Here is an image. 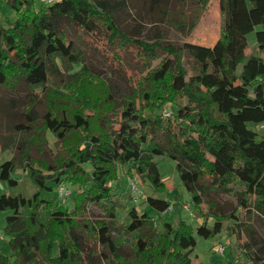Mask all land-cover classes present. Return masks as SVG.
<instances>
[{
    "label": "trees",
    "instance_id": "1",
    "mask_svg": "<svg viewBox=\"0 0 264 264\" xmlns=\"http://www.w3.org/2000/svg\"><path fill=\"white\" fill-rule=\"evenodd\" d=\"M189 1L199 5L193 30L210 0ZM9 3L17 17L8 26L0 23V84L15 87L23 81L43 88L46 111L40 123L30 119L18 126L23 137L16 153L0 165V178L11 185L18 184L12 176L17 167L28 170L37 185L30 197L0 196V211L11 210L4 227L11 252L0 248V264H194L195 232L214 237L224 222L241 255L220 264H241L242 257L264 264V236L256 225L257 217L264 219V137L249 126L264 123V0H220L221 33L212 46L134 37L120 25L109 0ZM67 27L79 30L114 66L128 48L147 72L129 92L117 90L85 63L64 78L59 60L66 66L85 61ZM253 31L255 49L248 53ZM53 78H60L62 87H54ZM169 103L175 109L165 115ZM28 126L33 133H27ZM48 132L63 147L52 162L32 154L34 145L47 143ZM155 156L176 161L193 214L204 217L197 228L180 218L163 222L159 230L148 211L140 214L135 207L128 223L118 221L121 203L113 182L121 166L149 179L157 191L167 187ZM63 183L78 187L72 208L45 196ZM217 190L236 197L232 211L211 199ZM146 201L156 210L169 205L152 196ZM90 204L104 214L91 216ZM43 210L48 211L44 219ZM210 218L216 219L213 226Z\"/></svg>",
    "mask_w": 264,
    "mask_h": 264
},
{
    "label": "rangeland",
    "instance_id": "2",
    "mask_svg": "<svg viewBox=\"0 0 264 264\" xmlns=\"http://www.w3.org/2000/svg\"><path fill=\"white\" fill-rule=\"evenodd\" d=\"M110 6L116 13L120 25L130 35L140 38L149 43L161 41L163 43H172L182 45L184 42H193L202 45L212 46L219 38L221 33L222 18L220 12V0H210L206 10L201 15L198 25L191 30L192 14L199 11V5L189 0H109ZM38 4L35 5L37 8ZM0 23L5 26L10 25L17 17L16 11L12 9L9 0H0ZM182 24V25H181ZM261 26L258 27L260 29ZM67 34L70 40L85 51V61L77 65H64L59 60L60 68L64 78L68 73H73L87 65L94 73L102 76L117 90L129 92L136 84L141 75L147 72V66L143 60H137V55L125 49L122 63L120 65H112L95 46L88 41V38L79 30L73 27H67ZM250 46L247 49L251 53L256 44V32L253 31L248 35ZM163 54L160 53V56ZM160 58V57H159ZM160 59L153 60V65ZM187 67L190 74L194 69L191 66L187 56L185 57ZM60 78L52 80L54 87H62ZM45 92V91H44ZM43 88L33 89L27 83L20 82L15 87H7L0 84V165L11 159L17 150V145L23 137V132L18 126L28 124L32 119L36 123H40L46 111L45 93ZM175 107L167 104L164 111H173ZM118 117V114H114ZM250 128L259 133V138L264 137V123H249ZM27 133H33V129L28 126ZM8 146V149L5 148ZM62 144L52 132L47 133V143L40 146L32 147L34 157L43 156L50 162L54 157L62 152ZM159 172L167 187L162 191H157L149 179L144 178L137 172L130 174L128 166L120 167L119 178L113 182L116 200L119 205L117 218L119 222L128 223L130 221L129 211L135 207L140 214L148 211L156 220L159 230L165 221L178 223L180 218L186 219L195 228L200 226L204 221V217H197L193 214V201L190 193L182 183L177 163L168 156H155ZM12 176L18 180V184L13 186L7 180L0 178V196L8 194L16 196L23 194L30 197L37 190V185L30 176L28 170L23 167H17ZM135 183L136 188L132 187ZM67 195L60 196L58 187L53 192H46L45 196L62 199L71 208L74 206V197L78 192V187L71 184L68 185ZM163 198L174 205L173 210H156L151 207L147 201V197ZM211 199L216 202L225 212L232 211L238 204L235 196L228 192L213 191ZM191 203V209L187 210L183 207L185 203ZM203 209L208 210V203L204 202ZM26 212L29 207L24 208ZM89 211L91 216L103 215L104 209L98 205L90 204ZM11 210L0 211V248L5 252L9 251V237L4 233L6 225V216ZM243 215L245 211L241 212ZM48 215L47 210H43L41 218L44 219ZM215 218L209 219V226H213ZM256 225L260 233L264 236V219L257 217ZM227 223L224 222V229L221 233L214 237L205 238L195 232L197 245L191 253L194 264H220L228 263L230 255L240 256V249L237 247V239L230 237L226 229ZM128 243L127 250L132 251L130 234H125ZM244 239L241 240V243ZM224 246V252L219 249ZM58 248H55L57 254ZM243 256V255H242ZM241 264H249L245 259L241 258Z\"/></svg>",
    "mask_w": 264,
    "mask_h": 264
},
{
    "label": "built area",
    "instance_id": "3",
    "mask_svg": "<svg viewBox=\"0 0 264 264\" xmlns=\"http://www.w3.org/2000/svg\"><path fill=\"white\" fill-rule=\"evenodd\" d=\"M39 1L42 2V3H44V4H50V3L55 2L56 0H39ZM169 114H170V111H166V112H165V115H169ZM132 187H133L134 189H137V188H136V185H135L134 182L132 183ZM67 188H69V187H68V185H67L66 183H63V184H61V185L58 187V190H59L58 193H59V195H60L61 197L67 195V193H68ZM183 207H184L185 209H187V210H190V209H191V203L187 202V203H185V204L183 205ZM166 209H167V210H173V209H174V205H173V204H169V205L167 206ZM224 250H225L224 246H221L220 249H219L220 252H224Z\"/></svg>",
    "mask_w": 264,
    "mask_h": 264
},
{
    "label": "crops",
    "instance_id": "4",
    "mask_svg": "<svg viewBox=\"0 0 264 264\" xmlns=\"http://www.w3.org/2000/svg\"><path fill=\"white\" fill-rule=\"evenodd\" d=\"M2 250H4L3 248H1ZM9 249V251H10V247L8 248ZM7 252H8V250H7Z\"/></svg>",
    "mask_w": 264,
    "mask_h": 264
}]
</instances>
